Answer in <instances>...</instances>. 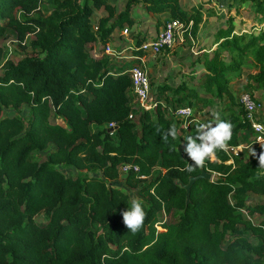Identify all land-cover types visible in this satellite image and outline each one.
I'll return each mask as SVG.
<instances>
[{
    "label": "trees",
    "instance_id": "trees-1",
    "mask_svg": "<svg viewBox=\"0 0 264 264\" xmlns=\"http://www.w3.org/2000/svg\"><path fill=\"white\" fill-rule=\"evenodd\" d=\"M180 1L126 0L118 9L109 0H0V264H264V218L253 220L264 216V203L246 200L264 196V168L253 152L246 160L242 152H230L242 144L241 132L257 134L229 88L246 66L252 70L246 82L264 90V29L236 34L228 17L203 55L200 88L239 109L222 116L233 125L228 149L217 150L194 171L187 170L181 145L201 122L181 128L168 113L193 108L189 99L198 93L164 82L157 87L156 109L132 121L128 70L138 61L105 53L116 29L122 36L135 24L131 10L138 5L153 16L168 15L160 27L179 20L186 28L191 23L195 35L202 12L188 13ZM244 1L254 4L255 20L263 25L264 0ZM94 11L103 14L95 24ZM8 32L20 45L33 36L22 45L29 53L20 60L4 58L1 40ZM132 37V54L145 56L141 46L148 36ZM23 106L27 118L5 115ZM171 127L175 139L164 136ZM39 152L47 153L41 162L34 155ZM121 165L132 168L124 184L146 212L136 234L121 216L130 206L129 194L114 185ZM58 166L83 175L67 176ZM154 169L159 170L151 178ZM202 170L211 179L197 180L186 204L176 182L187 184ZM174 210L180 211L175 222L160 223L159 213ZM39 216L45 223L35 221Z\"/></svg>",
    "mask_w": 264,
    "mask_h": 264
},
{
    "label": "rangeland",
    "instance_id": "rangeland-1",
    "mask_svg": "<svg viewBox=\"0 0 264 264\" xmlns=\"http://www.w3.org/2000/svg\"><path fill=\"white\" fill-rule=\"evenodd\" d=\"M113 5L118 9H122L125 5L126 0H109ZM180 6L182 9L190 13L193 9L200 8L202 12V21L199 24L198 30L195 35L192 34L190 28H187L182 34L181 38L176 39L175 47L166 52H162L157 56L145 55L144 61L146 65V70L150 79V94L149 102L155 101V97L158 96L157 87L162 83H166L172 88L177 86L185 85L187 89L194 90L198 93V99H189L193 106V115L194 120L197 122L193 123H215L216 114L219 115V118L222 119V116L225 114L229 115L230 109L232 107L233 111L236 113L239 109V106L232 104L226 97L223 100H217L214 95L206 94L203 89L200 88V81L203 79V67L201 61L203 60L204 53H210L211 48L214 46L216 41V33L219 29H224L226 27V20L228 17L234 19L233 24L235 27L236 34L242 33H258L260 29H264L263 25H259V21L256 19L255 6L251 1L244 0H181ZM48 6L42 4L41 10L44 15H48L47 11ZM103 15L100 12L94 11L92 16V21L95 24L97 19ZM131 15L135 21V25L129 28L133 30V34L136 33V36L147 35L153 36L160 30V26L168 21V15L164 16H153L152 14L145 11L141 6H135L131 10ZM137 24V25H136ZM191 25V24H190ZM121 29H116L113 33L112 38L121 39L123 44L126 46L130 43V38L132 33L129 31L127 37L119 36ZM32 35H28L26 40L22 45L29 42L32 39ZM136 39V37H134ZM130 43L131 46L135 44V41ZM114 40L110 42V46L114 47ZM1 45L4 49V58L11 57L15 61L22 59L29 51L27 49H22V45L18 43L15 39L14 34L8 32L6 37L1 40ZM115 45H120L117 40H115ZM125 48V47H124ZM121 50V49H120ZM119 50V51H120ZM94 52H92L93 54ZM130 61V60H127ZM4 62V60H3ZM0 63V75L2 72V63ZM252 70L249 67H244L242 69V78H234L229 88L232 91L234 100L236 103H239V97L243 93H249L251 97L256 101L258 109L253 115L254 119L264 127V90L259 86V84H248L245 77ZM171 95V92L168 93ZM206 99L209 103H202L200 100ZM242 110V109H241ZM143 109L138 104H133L132 107V118L130 120L137 122L140 116V113ZM29 110L27 107L23 106L18 111L15 110H6L5 115H21L27 118ZM238 113V112H237ZM171 109H169L168 116L170 115ZM226 115V116H227ZM174 123H177L181 128L187 127L188 125L184 124L182 121L174 119ZM101 129V127H99ZM240 140L242 144L240 147L235 149V152L241 153L240 157L242 160H246L250 153H257L255 156L259 159L261 153H263L264 142H257L253 134L241 132ZM185 141L182 142L184 144ZM50 148H53L50 145ZM234 152V153H235ZM36 159L40 162L45 159L47 153L39 152L34 154ZM65 175L71 176L73 178L82 176L77 170L73 168H66L63 166L57 167ZM159 169H154L152 177H155ZM122 173V172H121ZM89 176H96V174H89ZM216 175L213 174L212 179H215ZM126 178V173H122L118 181L114 185L122 187L129 194L130 199L139 197L136 195L135 190L127 187L124 184ZM247 203L249 205H255L258 203H264V196L249 195L247 197ZM180 214V211H172L170 215H164L162 212L159 213L160 223H173ZM264 216L255 215L254 221L263 219ZM38 224L45 223V218L39 216L35 219ZM158 227V228H157ZM157 230L160 231L161 228L156 226ZM251 242L256 244V240L251 237Z\"/></svg>",
    "mask_w": 264,
    "mask_h": 264
},
{
    "label": "built area",
    "instance_id": "built-area-1",
    "mask_svg": "<svg viewBox=\"0 0 264 264\" xmlns=\"http://www.w3.org/2000/svg\"><path fill=\"white\" fill-rule=\"evenodd\" d=\"M190 24L188 25V28L191 26ZM186 29L187 28L185 27V25L179 20H170L169 22L165 23L160 28V30L155 33V35L146 38V40L142 43L141 50L145 52L146 55L150 54L152 56H157L164 51L171 50L175 47L176 39L181 38V34ZM128 32L129 29L124 28L122 30V35L125 36L128 34ZM133 48L134 45L119 51L115 47H111L110 44H108L105 48V53L115 59H124L130 61L137 59L138 62L132 65V67L128 70L129 78L131 81V94L134 97L131 105L133 107V104H138L143 110L147 109L154 111L157 107V103L155 101L149 102L151 86L144 61L145 56H134L132 54V51L134 50ZM160 104L162 105V103ZM239 104L245 112V119L250 123L251 129L254 130V132L257 134L256 141L258 143L264 142V127L253 117L258 109L256 101L251 97L249 93H243L239 97ZM181 109H188L190 111H180ZM192 110L193 109L191 107H183L171 111V113L175 119H180V121L188 125L191 122H197L194 120ZM131 118L132 112L129 116V119ZM112 126L113 125H109L110 128H112ZM235 149H237V147L231 148L230 152L234 155H238L239 153L235 152ZM254 155L256 156L257 153H254ZM131 170L132 168L127 165H121L119 167L120 174H127V172ZM133 170H136V168H133Z\"/></svg>",
    "mask_w": 264,
    "mask_h": 264
},
{
    "label": "clouds",
    "instance_id": "clouds-1",
    "mask_svg": "<svg viewBox=\"0 0 264 264\" xmlns=\"http://www.w3.org/2000/svg\"><path fill=\"white\" fill-rule=\"evenodd\" d=\"M180 111H190L181 109ZM177 135L175 127H171L164 133L165 138ZM233 136V125L230 121L219 118L216 114L215 123H201L197 125L194 136L185 138L181 145L183 155L188 161L187 170L194 171L197 167H203L206 160L215 158L217 150L226 151L229 141ZM264 148V146H262ZM259 166L264 168V153L259 156ZM123 224L128 231L136 234L143 226L146 212L143 203L138 198L130 199V206L121 212Z\"/></svg>",
    "mask_w": 264,
    "mask_h": 264
},
{
    "label": "water",
    "instance_id": "water-1",
    "mask_svg": "<svg viewBox=\"0 0 264 264\" xmlns=\"http://www.w3.org/2000/svg\"><path fill=\"white\" fill-rule=\"evenodd\" d=\"M211 176H212L211 174L206 173L205 171L202 170L199 176H197V177H190L187 184H183L181 181H177L176 182V185L180 186L185 191V193H186V204L189 203V195H190V190H191L192 185L197 180H200V179L209 180V179H211Z\"/></svg>",
    "mask_w": 264,
    "mask_h": 264
},
{
    "label": "crops",
    "instance_id": "crops-1",
    "mask_svg": "<svg viewBox=\"0 0 264 264\" xmlns=\"http://www.w3.org/2000/svg\"><path fill=\"white\" fill-rule=\"evenodd\" d=\"M135 25V24H134ZM133 25V26H134ZM137 25V24H136ZM129 31L132 33L133 32V30L131 31L130 29H129ZM132 35H133V33H132ZM113 36V35H112ZM119 36H120V34H119ZM123 36V35H122ZM122 36H120V38L122 37ZM123 37H125V36H123ZM114 39L112 38V41H113ZM115 40H117V42L120 44V45H115ZM114 40V47L117 49V50H123V49H125V48H127V47H130L131 45H130V43H132L133 42V38H130V43H128V45L126 46L125 44H123L122 43V41H120L121 39H115ZM125 47V48H124Z\"/></svg>",
    "mask_w": 264,
    "mask_h": 264
}]
</instances>
